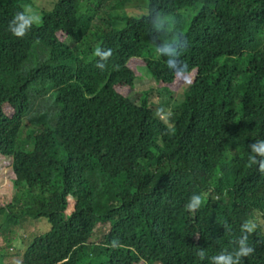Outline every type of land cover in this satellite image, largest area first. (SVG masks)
I'll use <instances>...</instances> for the list:
<instances>
[{
    "label": "trees",
    "instance_id": "trees-1",
    "mask_svg": "<svg viewBox=\"0 0 264 264\" xmlns=\"http://www.w3.org/2000/svg\"><path fill=\"white\" fill-rule=\"evenodd\" d=\"M26 2L0 0V215L50 229L20 264H264V0H56L16 37Z\"/></svg>",
    "mask_w": 264,
    "mask_h": 264
},
{
    "label": "rangeland",
    "instance_id": "rangeland-1",
    "mask_svg": "<svg viewBox=\"0 0 264 264\" xmlns=\"http://www.w3.org/2000/svg\"><path fill=\"white\" fill-rule=\"evenodd\" d=\"M127 4V11L131 15H144L146 8L149 6L148 0H125ZM53 2L56 4V0H33L31 3L30 0L26 2V8L30 7L31 10L28 12L30 16L34 18L35 25H41V20L43 14L40 16L37 15L39 9L42 7L50 9L53 5ZM54 4V5H55ZM140 4H144L146 8H139ZM148 4V5H147ZM53 10V9H52ZM51 10H46L49 12ZM106 14H104V18ZM108 17V16H107ZM99 20L97 19L94 24H98ZM137 72L141 75V79L137 82L136 88L131 92L132 99L134 101H139L142 96L156 89L154 80L150 77L148 71L144 68H137ZM184 101V91L174 95L171 98L164 97L160 95L157 91H153L151 94V102L159 105L160 103H169V109L173 110ZM160 113V111H159ZM163 118H166L161 114ZM26 124H31V129H37L38 126L26 122ZM27 135L24 136L26 138ZM13 167L10 166V158L0 156V204L10 203L15 200V182L13 181ZM6 213L0 215V246H9L11 248L14 256L10 258L4 257L0 258V264H20L23 259L26 251L29 248V244L40 235L50 229V224L46 220H34L27 218H16L17 220L10 221L6 217ZM48 225V226H47ZM7 227H10L11 230H7ZM19 253V254H18ZM85 264H102L105 262V259L95 260L92 258H87L84 260Z\"/></svg>",
    "mask_w": 264,
    "mask_h": 264
},
{
    "label": "clouds",
    "instance_id": "clouds-1",
    "mask_svg": "<svg viewBox=\"0 0 264 264\" xmlns=\"http://www.w3.org/2000/svg\"><path fill=\"white\" fill-rule=\"evenodd\" d=\"M30 10H31V8L28 7V8H25L23 12H17L14 15L13 19L10 21V26H11V24L17 25L16 27L11 28L12 34L14 36L22 37L24 35L25 28L30 26L34 22V18L32 16L26 15V13H28ZM97 54H98V51H97ZM253 150L256 152H260L261 154H264V146H254ZM253 162H254V160H253ZM260 168L262 171H264V163H261ZM191 207H194V206H191ZM9 220L11 221V218H9ZM249 252H250V249H242L239 254L240 255H248ZM12 256L13 255L8 256V257L10 258ZM218 261H219V264H229V262L226 261L224 257L218 258Z\"/></svg>",
    "mask_w": 264,
    "mask_h": 264
}]
</instances>
